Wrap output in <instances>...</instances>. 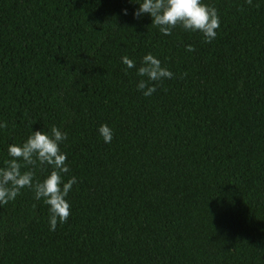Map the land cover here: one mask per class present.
<instances>
[{
	"label": "trees",
	"instance_id": "16d2710c",
	"mask_svg": "<svg viewBox=\"0 0 264 264\" xmlns=\"http://www.w3.org/2000/svg\"><path fill=\"white\" fill-rule=\"evenodd\" d=\"M202 2L211 42L163 35L135 0H0V167L57 126L77 178L54 231L32 189L0 204V264H264V0ZM148 53L173 73L151 96Z\"/></svg>",
	"mask_w": 264,
	"mask_h": 264
},
{
	"label": "clouds",
	"instance_id": "9594fccd",
	"mask_svg": "<svg viewBox=\"0 0 264 264\" xmlns=\"http://www.w3.org/2000/svg\"><path fill=\"white\" fill-rule=\"evenodd\" d=\"M133 2V0H130ZM139 7L133 15L139 19L144 14L152 18V25L159 28L163 35H172L173 30L181 27L186 31L201 32L205 42H211L217 36L220 27V17L214 6L205 4L202 0H135ZM252 5V0H246ZM259 7V4L254 5ZM127 15V9L123 10ZM186 51L193 52L192 45L186 46ZM122 62L129 69L134 68L135 61L128 56H123ZM140 79L137 83L138 90L145 96H151L156 91L154 81L170 79L173 73L162 66L161 61L152 53L146 54L137 69ZM186 75V74H185ZM6 122H0V128H7ZM105 143H111L113 130L108 124H102L98 129ZM67 139V133L59 127L53 126L51 132L42 130L32 131L22 144H11L8 155L11 159L0 167V204H7L14 200L24 188H30L35 193L36 199H43L49 206L50 230H55L58 222L66 223L71 214V204L66 199L77 183V178L72 176L63 182V175L69 172L66 163L67 154L61 151V142ZM22 162V163H21ZM44 165L52 166V171L42 181L35 180V168ZM30 166V167H29ZM27 168L26 171H21Z\"/></svg>",
	"mask_w": 264,
	"mask_h": 264
}]
</instances>
